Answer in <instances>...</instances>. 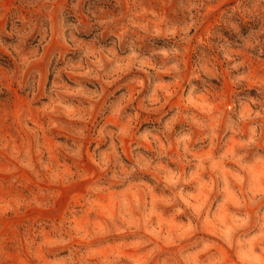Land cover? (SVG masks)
Here are the masks:
<instances>
[{
  "label": "rangeland",
  "instance_id": "374dc122",
  "mask_svg": "<svg viewBox=\"0 0 264 264\" xmlns=\"http://www.w3.org/2000/svg\"><path fill=\"white\" fill-rule=\"evenodd\" d=\"M0 264H264V0H0Z\"/></svg>",
  "mask_w": 264,
  "mask_h": 264
}]
</instances>
